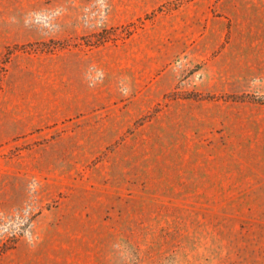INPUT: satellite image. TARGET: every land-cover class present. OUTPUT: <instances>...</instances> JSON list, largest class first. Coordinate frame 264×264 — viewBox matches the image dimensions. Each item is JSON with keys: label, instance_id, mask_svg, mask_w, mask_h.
Masks as SVG:
<instances>
[{"label": "rangeland", "instance_id": "1", "mask_svg": "<svg viewBox=\"0 0 264 264\" xmlns=\"http://www.w3.org/2000/svg\"><path fill=\"white\" fill-rule=\"evenodd\" d=\"M0 264H264V0H0Z\"/></svg>", "mask_w": 264, "mask_h": 264}, {"label": "crops", "instance_id": "2", "mask_svg": "<svg viewBox=\"0 0 264 264\" xmlns=\"http://www.w3.org/2000/svg\"><path fill=\"white\" fill-rule=\"evenodd\" d=\"M236 76H238V75H236ZM239 77V76H238Z\"/></svg>", "mask_w": 264, "mask_h": 264}]
</instances>
